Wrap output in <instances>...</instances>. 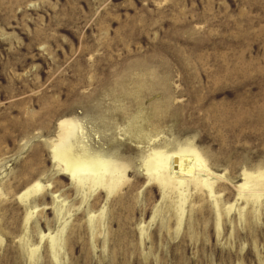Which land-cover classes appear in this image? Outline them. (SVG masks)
Here are the masks:
<instances>
[{"label":"rangeland","instance_id":"1","mask_svg":"<svg viewBox=\"0 0 264 264\" xmlns=\"http://www.w3.org/2000/svg\"><path fill=\"white\" fill-rule=\"evenodd\" d=\"M0 264H264V0H0Z\"/></svg>","mask_w":264,"mask_h":264},{"label":"bare ground","instance_id":"2","mask_svg":"<svg viewBox=\"0 0 264 264\" xmlns=\"http://www.w3.org/2000/svg\"><path fill=\"white\" fill-rule=\"evenodd\" d=\"M75 125L74 120L70 118L60 119L57 122L59 131L51 146L52 158L56 165L66 172L71 179L79 183L86 184L87 181L88 186L102 185L105 188L117 186L122 177V169H124L121 165L96 155L90 156L88 152L87 154H78L72 149L71 139L75 132ZM156 160L158 161H155V164L152 165L153 169L165 168L172 170L173 168L175 170L183 167L188 170L191 168V164L187 163L184 153L181 152L170 153L164 158L158 155ZM195 160L200 162L198 156ZM192 162L194 161L192 160ZM179 173L173 172L169 175L170 180L182 179Z\"/></svg>","mask_w":264,"mask_h":264}]
</instances>
